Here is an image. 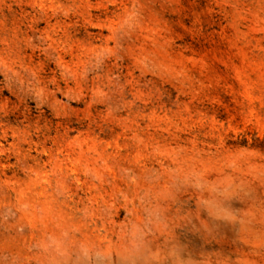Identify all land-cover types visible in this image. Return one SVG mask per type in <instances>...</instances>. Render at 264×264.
I'll return each instance as SVG.
<instances>
[{
    "label": "rangeland",
    "instance_id": "1",
    "mask_svg": "<svg viewBox=\"0 0 264 264\" xmlns=\"http://www.w3.org/2000/svg\"><path fill=\"white\" fill-rule=\"evenodd\" d=\"M0 264H264V0H0Z\"/></svg>",
    "mask_w": 264,
    "mask_h": 264
}]
</instances>
